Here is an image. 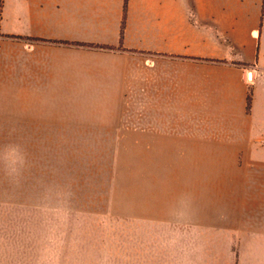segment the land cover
Instances as JSON below:
<instances>
[{"label": "crops", "instance_id": "0c3cea01", "mask_svg": "<svg viewBox=\"0 0 264 264\" xmlns=\"http://www.w3.org/2000/svg\"><path fill=\"white\" fill-rule=\"evenodd\" d=\"M0 3V264L79 214L134 264H264V0H128L123 37L126 0Z\"/></svg>", "mask_w": 264, "mask_h": 264}, {"label": "rangeland", "instance_id": "374dc122", "mask_svg": "<svg viewBox=\"0 0 264 264\" xmlns=\"http://www.w3.org/2000/svg\"><path fill=\"white\" fill-rule=\"evenodd\" d=\"M55 237L31 247L30 264H134V225L115 215L62 218Z\"/></svg>", "mask_w": 264, "mask_h": 264}, {"label": "clouds", "instance_id": "9594fccd", "mask_svg": "<svg viewBox=\"0 0 264 264\" xmlns=\"http://www.w3.org/2000/svg\"><path fill=\"white\" fill-rule=\"evenodd\" d=\"M4 158L8 161V176L12 180H18L23 168L25 167V157L22 150L18 146L9 147L4 153ZM189 211L188 198L181 197L172 212L177 217L185 216Z\"/></svg>", "mask_w": 264, "mask_h": 264}, {"label": "trees", "instance_id": "16d2710c", "mask_svg": "<svg viewBox=\"0 0 264 264\" xmlns=\"http://www.w3.org/2000/svg\"><path fill=\"white\" fill-rule=\"evenodd\" d=\"M1 3H0V8H1ZM127 8H128V0H126V5H125V14H124V18H123V24H122V37L124 35V27H125V21H126V16H127ZM104 50H110L111 48L109 47H98ZM251 102H252V92L249 93L248 95V108H250L251 106Z\"/></svg>", "mask_w": 264, "mask_h": 264}, {"label": "bare ground", "instance_id": "6f19581e", "mask_svg": "<svg viewBox=\"0 0 264 264\" xmlns=\"http://www.w3.org/2000/svg\"><path fill=\"white\" fill-rule=\"evenodd\" d=\"M253 75L254 74H252V72L248 73V77H249L250 80H253Z\"/></svg>", "mask_w": 264, "mask_h": 264}, {"label": "built area", "instance_id": "2783aa9c", "mask_svg": "<svg viewBox=\"0 0 264 264\" xmlns=\"http://www.w3.org/2000/svg\"><path fill=\"white\" fill-rule=\"evenodd\" d=\"M247 81H248V82H252V80H250L248 76H247Z\"/></svg>", "mask_w": 264, "mask_h": 264}]
</instances>
